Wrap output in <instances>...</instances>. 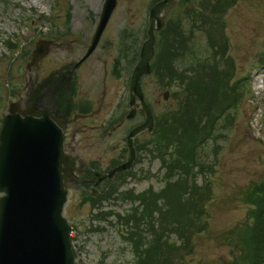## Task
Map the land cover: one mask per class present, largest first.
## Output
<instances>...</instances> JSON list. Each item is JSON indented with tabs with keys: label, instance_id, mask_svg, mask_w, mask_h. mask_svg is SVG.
Listing matches in <instances>:
<instances>
[{
	"label": "rangeland",
	"instance_id": "374dc122",
	"mask_svg": "<svg viewBox=\"0 0 264 264\" xmlns=\"http://www.w3.org/2000/svg\"><path fill=\"white\" fill-rule=\"evenodd\" d=\"M152 1L119 0L98 49L75 71L77 84L82 89L81 99L100 101L103 98L105 102L98 117L107 116L119 101L123 107L128 102L129 78L137 51L146 39L148 10ZM103 4L104 0H0V118L11 102L27 100L26 94L19 96L18 91L32 76L42 77L50 69L82 58ZM215 5L218 6L212 7L211 14L209 9L205 10L209 16L205 23L197 22V17L193 22L188 16L191 4L180 2L175 7L167 21L174 26L179 24L185 32L183 37L187 39L185 43L184 39L181 41L184 48L176 62L170 61L174 74L170 78L162 75L161 65L168 59L166 52L162 51L161 33H157V50L152 64L155 74L142 79L146 100L152 106L157 122L162 119L161 124L167 121L168 112L176 108L181 99L187 102L189 109L198 106L200 114L201 106L192 104V97L194 89L202 91L201 86L211 99L205 105L216 103L217 109L230 107L224 114L218 112L222 116L215 118L214 122H210L211 117L207 120L205 116L206 122L201 123L195 118L201 128L200 135L209 137L200 141L201 159L206 164L217 161L215 172L208 176L201 174L195 182L200 187L207 181L197 212L200 224L196 228L194 226L189 240L186 239L187 232L185 236L179 235L184 234L185 219L181 220L182 226L177 224L178 231H175L177 226L173 219L163 224L154 216L145 221L146 214H139L136 217L140 223L137 229L131 222L126 224L125 219H118L116 214L127 216L133 208L139 211L143 208L137 205L138 202L135 205L133 199L118 198L113 194L112 200L100 206L104 212H115L113 217L110 216L111 221L105 217L100 223L94 222L97 227L93 228L90 219L93 208L79 205L81 196L73 191L65 214L77 226L72 237L76 239L80 264H138L134 248V241L138 240H132V244L129 233H137L135 238L144 239L142 247H153L158 239L157 229L162 231L168 244H173V250L168 252L172 264H232L236 260L240 250L237 232L241 236L249 232L252 204L248 202L247 195L256 183L264 179V0H218ZM58 33L64 35L51 45L50 55L41 62V69H28L38 42ZM184 68L188 71L184 72ZM235 81L240 84L242 93L232 91L229 99L214 100L211 93L216 90L226 93ZM187 87L189 90L186 91ZM166 92H170L168 99H165ZM238 95L239 102H236ZM54 104L59 108V101ZM143 119L138 115L113 133L108 146L102 148L105 149L102 152L105 163L125 145L126 129ZM153 137L149 132L139 136L144 151L138 155L133 169L137 174L150 170L153 177L128 178L120 183L122 189H133L137 193L150 186L159 190L164 185L161 176H155L160 172L161 164L156 158ZM96 150L97 147L92 153ZM152 203L150 210L155 209L156 203L157 207L163 206L159 205L162 201L156 197ZM183 215L180 214L185 217ZM146 226L150 230H146ZM180 247H185L183 254H173L181 252ZM254 252L253 245L252 254ZM163 257L160 255V259ZM167 264L170 263L167 261Z\"/></svg>",
	"mask_w": 264,
	"mask_h": 264
},
{
	"label": "water",
	"instance_id": "95a60500",
	"mask_svg": "<svg viewBox=\"0 0 264 264\" xmlns=\"http://www.w3.org/2000/svg\"><path fill=\"white\" fill-rule=\"evenodd\" d=\"M176 3L177 0H164L150 11L148 38L131 77L134 109L128 115L136 114V104L140 102L146 120L131 130L128 161L112 173L130 169L136 158L134 137L155 128V116L145 101L141 78L150 71L155 32L164 27ZM117 4L118 0H105L92 43L82 61L97 48ZM48 53L49 42L39 43L29 68L38 67ZM71 73L72 70L59 80L52 73L42 83L32 85L27 100L12 103L4 119L0 134V191L6 195L0 198V264H75L71 227L62 215L68 188L74 181L75 162L65 152L66 120L58 117L57 110L51 111L46 99L48 94L56 95L67 87Z\"/></svg>",
	"mask_w": 264,
	"mask_h": 264
},
{
	"label": "trees",
	"instance_id": "16d2710c",
	"mask_svg": "<svg viewBox=\"0 0 264 264\" xmlns=\"http://www.w3.org/2000/svg\"><path fill=\"white\" fill-rule=\"evenodd\" d=\"M239 85L240 84L235 81L229 89H226V93L216 90L211 94H214V100H217L218 102L220 100H227L229 97H232L230 95L232 91H234V93H242ZM201 88L202 91L194 89L195 92L193 91L192 97V104H199L201 106L200 114L198 113V106H194L189 109L187 102L179 100L178 103H176L177 107L171 109L168 112L167 121L165 123L161 124L162 119H159V127H157L155 133L157 135V137H155L157 143L156 153L157 157L161 161L162 168L166 169V172H164L163 176L165 180L164 186L156 192L151 189L141 194L134 195V193H131L129 195V197L135 199L143 197L150 198V195H147V193H150L151 198L156 197L157 200L162 201V204L159 205L163 206L157 207L156 203L155 209L150 210L149 207L152 200L146 201L144 199L143 203L140 204V206L143 207L141 211H139L137 208H133L132 212L129 213L127 217H123V219H126V224L131 222L134 227L138 229L140 223L138 222L139 218L137 219L136 217H138L139 214H146L145 221H147L148 217L151 216H154V219H158L163 224L168 219H173L177 226L174 227V230L178 231L177 224L180 223L181 220L185 219L184 224L186 228L184 229L183 235L185 236L187 232L186 239L188 240V237L193 234L194 226L196 228L197 224H200V216H198L197 212L199 206L201 205V200L203 201L202 192L204 191V187L207 185V181L203 184H200V187L195 182H197L201 174L208 176L209 173H212L214 164L217 161H215L214 164H206L201 159L203 156L199 153V147L201 146L200 141L202 138L208 139L209 137L208 135L206 137H202V135H200L201 128H199L200 125L197 124V120L199 123L206 122L204 121L206 116L205 119L208 120L211 117V121H209L214 122L215 118H218L221 114H224L228 109H230V107H222V109H217L218 104L216 103L205 105V102L207 100L210 101L211 99L205 94V89L203 86H201ZM239 98L240 97L238 95L236 102H239ZM183 102H185V104H183ZM230 106H232V104H230ZM218 112H221V114H218ZM210 113H212L211 116ZM192 115L194 118H192ZM195 118H197V120ZM202 126L204 127L205 124ZM208 192L212 195V192ZM207 196L208 198L210 197L208 193L206 194V197ZM248 200L252 203V208L249 214L253 221L249 226V232L245 237L247 248L245 256L247 261L246 264H250L248 263L249 259L251 264H264V179L252 187V190L248 195ZM146 209H148V214ZM177 210H180V213L177 212ZM183 210L185 215H183ZM180 214L185 217H181ZM179 218L182 219L179 221ZM145 224L149 226L148 223L145 222ZM148 226H146V230H150ZM156 232L163 234L162 231H159L158 229ZM136 235L137 233H129L128 236H130L129 241L132 244V240H138L139 243L134 241V245L135 248L137 247L136 252L138 257H140L139 255L144 252L142 251L141 245V243H143V239L139 240L140 237L138 239L135 238ZM253 245L255 252L252 254ZM188 246L190 247V244ZM149 247L151 246H147L146 249L148 248V250H150ZM172 247L173 244L167 245L169 253H171L173 250ZM184 248L185 247H180L179 250H183ZM168 252L163 254L164 257L159 261L158 264H165V262H167V258L169 259ZM176 252L177 253L173 254H177L178 256L183 254V251ZM143 260L144 259L142 258V261ZM142 261L141 263H143Z\"/></svg>",
	"mask_w": 264,
	"mask_h": 264
},
{
	"label": "flooded vegetation",
	"instance_id": "af4514ba",
	"mask_svg": "<svg viewBox=\"0 0 264 264\" xmlns=\"http://www.w3.org/2000/svg\"><path fill=\"white\" fill-rule=\"evenodd\" d=\"M198 1L205 2V0ZM60 39L61 37L57 38L55 43ZM46 75L45 73L44 76ZM77 83V73L74 72L67 88L56 94L55 98L59 101L58 116L66 120L65 137L69 144L67 148L76 162L77 185L74 190L79 192L81 196L79 205H92L93 203L103 205L112 200L109 197L111 194H118L116 189L120 187V183L132 177V174H129L130 172L118 174L112 179L105 178L101 182H98L99 176L96 174L108 172L125 159L127 154L126 137H128V131L133 125L126 129L125 145L105 163L102 155L105 149L102 148L108 146L109 138L113 136L114 132L121 129L128 120L124 118V109L120 101L115 104L107 116L98 117L99 112L104 107L103 98L100 101L99 99L83 101L80 95L82 89ZM94 129L96 132H90ZM95 147H97V152L92 153Z\"/></svg>",
	"mask_w": 264,
	"mask_h": 264
},
{
	"label": "bare ground",
	"instance_id": "6f19581e",
	"mask_svg": "<svg viewBox=\"0 0 264 264\" xmlns=\"http://www.w3.org/2000/svg\"><path fill=\"white\" fill-rule=\"evenodd\" d=\"M46 99H47V105L48 106H51V107H53L54 109H56L57 108V105H55L54 103H52V100L54 99V102H55V95H50V94H48L47 96H46ZM53 105V106H52ZM47 107V106H46ZM50 108V107H49ZM51 111L53 112V113H55L54 111H53V109L51 108Z\"/></svg>",
	"mask_w": 264,
	"mask_h": 264
}]
</instances>
